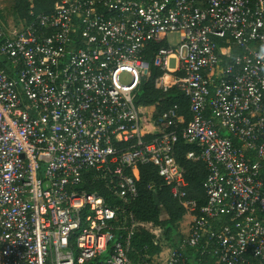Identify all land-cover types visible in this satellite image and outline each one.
<instances>
[{"label": "built area", "instance_id": "2783aa9c", "mask_svg": "<svg viewBox=\"0 0 264 264\" xmlns=\"http://www.w3.org/2000/svg\"><path fill=\"white\" fill-rule=\"evenodd\" d=\"M30 2L20 28L0 11V264H193L197 249L264 264V0ZM148 84L179 90L191 119L138 105ZM180 138L207 165L200 208ZM147 163L189 219L140 254Z\"/></svg>", "mask_w": 264, "mask_h": 264}, {"label": "trees", "instance_id": "16d2710c", "mask_svg": "<svg viewBox=\"0 0 264 264\" xmlns=\"http://www.w3.org/2000/svg\"><path fill=\"white\" fill-rule=\"evenodd\" d=\"M30 4V0H13V11L19 17L26 18ZM32 4L35 11H43L48 9L52 0H32ZM1 16L4 19L3 13ZM137 103L141 107L157 104L159 110L177 104L185 123L191 119L192 114L188 109V101L176 88L164 93L155 88L153 84L145 85L139 93ZM191 150L199 152L200 147L189 144L180 138L175 144L174 153L177 162L183 167L188 197L196 200L198 208H200L207 201L204 182L208 169L202 160H193L188 157V152ZM137 187L138 197L132 204L137 224L132 238L134 250L139 251L140 254L146 250L153 254L179 242L184 234L181 233L177 223L184 218L186 210L180 200L173 196L171 185L166 184L159 176L153 163L140 166ZM104 193L106 194L107 191L105 190ZM156 240L159 242L157 245L154 244ZM199 251L198 249L195 251L197 257H191L193 264H219L212 253H205L199 259ZM193 252V250H189L190 255ZM137 255L138 253L135 252L132 257Z\"/></svg>", "mask_w": 264, "mask_h": 264}, {"label": "rangeland", "instance_id": "374dc122", "mask_svg": "<svg viewBox=\"0 0 264 264\" xmlns=\"http://www.w3.org/2000/svg\"><path fill=\"white\" fill-rule=\"evenodd\" d=\"M13 0H0V9L4 14V20L8 24H13L14 27L20 28L23 25V18L19 17L14 11H13ZM189 217L183 218L181 221H179L177 224L179 226V229L183 234H186V230H183L186 226V222L188 221Z\"/></svg>", "mask_w": 264, "mask_h": 264}, {"label": "crops", "instance_id": "0c3cea01", "mask_svg": "<svg viewBox=\"0 0 264 264\" xmlns=\"http://www.w3.org/2000/svg\"><path fill=\"white\" fill-rule=\"evenodd\" d=\"M0 11H1V9H0ZM1 13H3V12L1 11Z\"/></svg>", "mask_w": 264, "mask_h": 264}]
</instances>
